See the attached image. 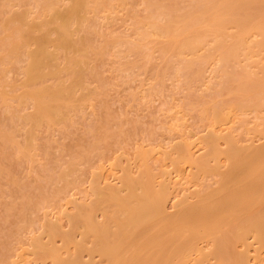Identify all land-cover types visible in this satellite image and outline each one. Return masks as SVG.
I'll list each match as a JSON object with an SVG mask.
<instances>
[{
    "label": "bare ground",
    "instance_id": "1",
    "mask_svg": "<svg viewBox=\"0 0 264 264\" xmlns=\"http://www.w3.org/2000/svg\"><path fill=\"white\" fill-rule=\"evenodd\" d=\"M0 1L3 28L11 22L16 23L8 35L9 41H1L0 85L8 83V65L24 57L23 90L16 97L21 106L32 104L31 110L4 118L0 141L14 147L18 158H27L32 150L35 155L37 130L45 123H57L70 116V112L87 101L92 93L84 86V66L88 63V57H92L90 52L86 55L90 47L87 43L92 44L93 41L87 40L89 37L81 33L90 32L85 20L102 8L108 10V5L114 0H19L18 4L14 0ZM31 1L40 6L37 14H31L32 11L26 6ZM149 4L150 9H147L151 13L147 18L151 21L134 30L139 38L126 42L129 52H144L146 40L154 37L159 42L163 57L171 52V55L181 59L182 69L185 70L182 74L184 72L192 82L201 79L199 77L202 75L204 77V66L214 61L217 68H222L221 83L224 82L223 87L222 84L220 86L222 89L216 91L227 90V95L232 97V102L228 103L216 93L200 112L203 116L209 115L216 123L228 118V108L264 109V67L256 73L250 69L259 65L256 56L264 51V0H189L185 7L179 6L177 0H155ZM256 36L259 38H253ZM117 43L116 48L120 47ZM94 44L92 46L96 47L97 43ZM126 44L124 46L121 41L120 45L126 48ZM111 47L117 50L113 45ZM107 52L104 53L107 55ZM217 68L213 70L218 71ZM1 96L4 106L11 103L12 98L9 101L4 93ZM16 124L25 129L23 143L17 142L15 131L8 128ZM262 134L264 136V129ZM221 139L225 140L226 149L221 148ZM205 143L211 150H206L200 156H195L189 146L183 145L176 149L177 155L173 158L178 161L176 164L186 162L198 171L219 176L215 181L216 187L205 193L200 190L194 192L196 200H191V195H187L178 202V210L171 213L166 205L170 200L168 183L161 181L157 184L147 162L146 168L137 176L128 171L119 185L107 183L103 186L99 180H94L91 190L93 203L78 202L77 210L68 212L72 230L63 231L58 219H55L58 222L47 221L48 225L45 226L49 236L47 242H42V236L35 237L39 259L42 260L44 254L51 258L53 264H98L95 260V253H98L106 264H143L149 256L146 244H150L157 256L145 260L148 264H202L207 254L216 258L217 264H251L249 250L239 252L235 247L237 242L248 246L252 235L259 243V249L264 250V143L253 145L247 157H240L238 145L241 144L231 132L225 136L211 131ZM221 155L230 160L226 169L218 160ZM212 160L215 162L212 163ZM70 163L75 162L71 160ZM242 163L250 165L255 189L250 199L249 213L238 220L232 218L230 224L232 216L227 217L228 212L232 214L235 206H240L243 201L231 199L228 181H236L238 174L241 175L239 167ZM219 203L224 205L225 213L222 211V214L226 217L216 221L217 211L213 209ZM36 205L27 199L23 209H32ZM99 210L102 211L103 220L96 215ZM146 225H151L147 228H153V233L144 242L138 235ZM227 225H230V229L225 233L224 226ZM76 235L80 238L77 239ZM56 236L63 239L66 247L74 244L76 252L73 257H61L62 247L55 244ZM206 241L212 242L209 252L202 244ZM135 245L137 253L134 250L128 254ZM85 252L89 259H84ZM135 253L139 255L136 257ZM2 262L0 264H4Z\"/></svg>",
    "mask_w": 264,
    "mask_h": 264
},
{
    "label": "rangeland",
    "instance_id": "2",
    "mask_svg": "<svg viewBox=\"0 0 264 264\" xmlns=\"http://www.w3.org/2000/svg\"><path fill=\"white\" fill-rule=\"evenodd\" d=\"M149 2L154 3L155 0H124L120 3L114 0L108 5L110 7L107 6L109 11L102 8L85 20L90 32L84 31L81 34H86L89 37L87 40L92 39L93 42L87 43L90 47L86 55L90 52L92 57L89 55L88 63L84 66V86L92 93L87 101L70 112V116L57 123H45L37 130L34 140L36 156H33L32 150L30 159L29 156L18 158L14 147L1 144L0 141V262L53 264L51 258L44 254L42 260L39 259L35 237L42 236V242H47V221L52 222L55 219H58L63 231L72 230L68 212H75L78 202L93 203L94 195L91 190L94 180H99L103 186L107 183L119 185L128 171L137 176L146 168L147 162L154 172L156 183H168L170 200L166 205L169 212L175 213L180 200L187 195H191V200H196L194 192L210 191L217 186L215 181L219 178L215 174L198 171L186 162L176 164L178 161L173 157L177 155L176 149L179 146H189L195 156H200L206 150H211L205 143V138L211 131L225 136L231 132L241 144L238 145L240 157L249 156L253 145L260 146L264 143V109L228 108V118L220 123H216L209 115L206 117L200 113L216 93L224 101L232 102L227 90L219 93L216 91L221 84L223 87L224 82L221 83L222 68H217L214 61L204 66V77L202 75L199 77L201 79L192 82L184 74L181 59L171 55V52L163 57L159 42L154 37L146 40L147 50L144 48V52H129L126 42L138 40L135 33L137 26L148 25L151 21L147 18L151 13L147 9ZM177 2L180 3L179 6L185 7L189 0ZM14 3L18 4L20 1L14 0ZM26 6L32 11L31 14H37L40 10V6L33 1ZM2 21L4 19L0 15V50L2 39L9 41L8 35L16 24L11 22L3 28ZM121 41L123 45L126 44V48H122ZM94 43H97L96 47ZM116 43L120 47L116 48ZM112 45L114 49L120 48L119 51L113 50ZM153 57L155 58L152 60ZM256 57L259 65L250 68L255 73L264 67V51ZM17 59L8 65V83L0 85V130L4 128L3 120L6 116H17L24 110L32 109L31 103L21 106L16 97L23 90V67L26 64L24 57ZM175 68L176 70H172ZM215 68L218 71L213 70ZM1 93L8 96L9 101L12 98V104L4 106ZM8 128L15 131L17 142L25 141L24 128L17 124L9 125ZM220 146L226 149L224 139L220 140ZM32 157L36 159L32 160ZM71 160L75 163L71 164ZM218 160L223 169L230 165V160L225 155L219 156ZM246 164H240L241 175L238 174L236 181H228L231 199L243 201L240 206H235L232 214L229 215L228 212L227 217L232 216L230 224L233 222L232 218L238 220L249 213L255 179L250 165ZM27 199L37 205L32 209H23ZM217 206L220 209H213L214 212L217 211L216 221L226 217L224 205L219 203ZM96 215L99 220L104 219L102 211H96ZM151 225L144 226L138 238H142L144 242L148 240L153 233V228H147ZM229 229L230 225L224 226L225 233ZM76 237L80 238L78 235ZM55 240L57 247H62V258L69 259L74 256L76 249L73 243L66 247L60 236H56ZM202 244L205 251L209 252L212 242L206 241ZM146 248L149 256L145 260L157 256L152 245L146 244ZM235 248L239 252L248 249L251 264H264V250L259 249V243L252 235L248 246L237 242ZM134 250H137V245L128 254L135 252ZM84 259H89L87 252L84 253ZM95 260L98 264H106L98 253H95ZM145 260L143 264H148ZM202 264H217V259L207 254Z\"/></svg>",
    "mask_w": 264,
    "mask_h": 264
}]
</instances>
